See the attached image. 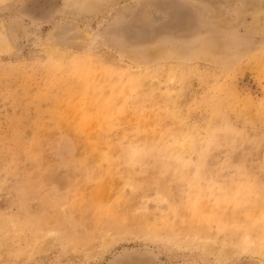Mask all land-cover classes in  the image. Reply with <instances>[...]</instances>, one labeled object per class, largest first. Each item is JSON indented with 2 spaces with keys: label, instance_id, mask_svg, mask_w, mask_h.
Returning a JSON list of instances; mask_svg holds the SVG:
<instances>
[{
  "label": "rangeland",
  "instance_id": "374dc122",
  "mask_svg": "<svg viewBox=\"0 0 264 264\" xmlns=\"http://www.w3.org/2000/svg\"><path fill=\"white\" fill-rule=\"evenodd\" d=\"M0 264H264V0H0Z\"/></svg>",
  "mask_w": 264,
  "mask_h": 264
}]
</instances>
